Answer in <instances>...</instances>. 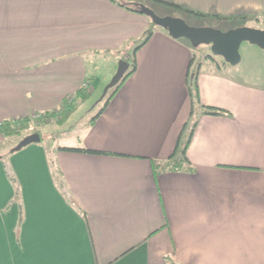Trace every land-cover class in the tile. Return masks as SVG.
<instances>
[{"label":"crops","instance_id":"1","mask_svg":"<svg viewBox=\"0 0 264 264\" xmlns=\"http://www.w3.org/2000/svg\"><path fill=\"white\" fill-rule=\"evenodd\" d=\"M154 1L163 15L197 16ZM164 1L201 17L264 20V0ZM149 29L136 71L81 137L52 152L0 149V264H264V89L204 72L200 59V100L231 114L200 113L191 169L156 173L192 113L195 50L141 11L113 0H0V122L77 101L98 76L90 58L118 65ZM11 137L0 131V147Z\"/></svg>","mask_w":264,"mask_h":264},{"label":"rangeland","instance_id":"2","mask_svg":"<svg viewBox=\"0 0 264 264\" xmlns=\"http://www.w3.org/2000/svg\"><path fill=\"white\" fill-rule=\"evenodd\" d=\"M139 2L151 7L160 15L166 13L158 6V4H156L154 0H141ZM167 12L173 16H179V14L182 13L177 10H169ZM182 18H184L192 26H208L222 30H228L246 25L264 28V21L257 18L253 21H245L243 19L220 20L214 18L213 16L201 17L197 15L196 17L192 18L187 14ZM141 41L142 39L139 42ZM139 42L136 43L133 50ZM192 47L195 50L194 54L196 55V65L200 63V59L206 58L205 61H207L208 64L206 67L204 66V72L207 70H215L240 84L246 85L248 87L256 86L264 89V50L256 44L244 41L240 47V53L242 56L241 61L235 65L227 63L220 56L214 55L209 44H200L198 46ZM97 60H99L98 68H94L92 63L93 58H90L88 62V68H90L88 69L89 76L93 78L94 73L98 74L88 89L91 90L90 96H88L87 99H77V101L74 102L72 113L66 117L65 120H63L64 123L54 122L56 121L54 120L55 118H58L57 120L61 119V116H63L61 112L58 114L54 112L42 118L32 117L33 114L25 116L30 117L29 122L27 123V121H23L25 122V126L21 128L19 133L13 135L14 137H11L9 141L0 147L1 153H5V155H7L11 144H13L12 150L14 151L15 147L24 137L34 132H40L41 140L32 142L22 147V150H16L17 152L23 151L29 145L41 146L52 152L54 148L58 146V144L70 142L74 137H81L83 135L82 129H84V127L90 123L91 119L96 116L100 107L103 105V100L105 97L101 99V96L103 94L104 88L110 82L118 67L117 64L110 66L105 55H102ZM49 122H52V124L44 125Z\"/></svg>","mask_w":264,"mask_h":264},{"label":"trees","instance_id":"3","mask_svg":"<svg viewBox=\"0 0 264 264\" xmlns=\"http://www.w3.org/2000/svg\"><path fill=\"white\" fill-rule=\"evenodd\" d=\"M113 1L122 5V6H125L131 10H137L138 11L139 10L138 9V5H139L138 3H140L139 1H141V0H113ZM136 1H138V2H136ZM157 1H160L166 5H169V6L181 8L184 11L189 12L191 14H195L198 16H205L206 15L205 13H202L199 11H194L192 9L181 7L180 5H177L175 3L167 2L164 0H157ZM216 16L219 18H222V19H227V20L236 19L239 17L240 18H246L245 16H228V17H224V16H220V15H216ZM151 22L153 25L157 26V24L152 19H151ZM152 33H153V31L151 29H149L147 31V33L145 34L144 38L142 39V41L135 47L133 54L130 55L129 57H124L126 60H128L130 62V67H129L125 77L123 78V80L119 84H117L115 87H113L107 93V95L105 96V98L103 100V105L100 107V109H99L98 113L96 114V116L94 117V119L97 118L103 112V110L106 108L109 100L112 98V96L115 94V92L119 89V87L124 82V80H126V78H128V76H130L131 74H133L136 71V69H137L136 51L138 50V48L142 44H144L150 38ZM195 58H196V55L194 54L192 56V63H191L190 68L188 70V77H187L188 87H189L191 97H192V113H191L188 121L184 125V128L182 130V133L180 134V137L178 139L175 150L171 154V156L169 157V161H167L166 163H160L157 161L153 162L154 163V169H155L156 173H159V172H162L165 170L191 169V162H190V159L188 158V156L186 154V150H187L188 144L190 142L192 132H193V130L197 124V121L199 119L200 113L201 114H212V115H230L231 114L230 111L224 107L206 104L200 100L199 81H198L199 80V78H198L199 64L193 65ZM90 91L91 90L81 88L77 91L76 95H77L78 99L84 100V99H87L88 96H90V94H91ZM68 99H69V96H67L65 98L64 103L60 109L61 110L60 112L63 114V116H61L60 121L65 120V118L68 117L72 113V109L74 107L73 104H74L75 100H74V102L67 104ZM198 109L200 110V112H197ZM29 119H30V117L3 120L0 122V131L5 136L15 135V134L20 132L22 127L25 126V122H23V121L25 120L28 123ZM60 148L64 149V150H72V151L104 152L102 150L90 149V148H86L83 146H61ZM7 169H8V171H10V174H11V168L9 166H7ZM65 192L67 195H69L68 191L65 190Z\"/></svg>","mask_w":264,"mask_h":264},{"label":"water","instance_id":"4","mask_svg":"<svg viewBox=\"0 0 264 264\" xmlns=\"http://www.w3.org/2000/svg\"><path fill=\"white\" fill-rule=\"evenodd\" d=\"M138 9L149 16L158 26L166 29L175 38H186L193 46L209 44L214 55L222 57L227 63L235 65L241 61L240 47L244 41L256 44L264 50V28L254 26H239L228 30L208 26H192L184 18L170 14L160 15L144 3H138ZM130 62L120 59L116 72L104 88L101 99L108 91L119 84L125 77ZM41 140L40 132H34L24 137L14 150Z\"/></svg>","mask_w":264,"mask_h":264},{"label":"built area","instance_id":"5","mask_svg":"<svg viewBox=\"0 0 264 264\" xmlns=\"http://www.w3.org/2000/svg\"><path fill=\"white\" fill-rule=\"evenodd\" d=\"M90 85V81H87L85 84H84V87L85 88H88ZM75 98L74 97H69L68 101H67V104H70L72 102H74ZM61 107L57 110H54V111H45V112H36V113H33L32 117H36V118H42V117H46L47 115L51 114V113H60V110Z\"/></svg>","mask_w":264,"mask_h":264}]
</instances>
